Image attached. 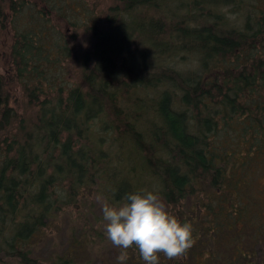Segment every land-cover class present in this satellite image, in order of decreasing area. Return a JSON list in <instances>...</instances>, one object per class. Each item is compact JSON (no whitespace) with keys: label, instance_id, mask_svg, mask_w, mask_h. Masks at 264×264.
Wrapping results in <instances>:
<instances>
[{"label":"trees","instance_id":"trees-1","mask_svg":"<svg viewBox=\"0 0 264 264\" xmlns=\"http://www.w3.org/2000/svg\"><path fill=\"white\" fill-rule=\"evenodd\" d=\"M88 1L0 0V264H40L29 243L98 184L191 223L159 264H264V0Z\"/></svg>","mask_w":264,"mask_h":264},{"label":"rangeland","instance_id":"rangeland-1","mask_svg":"<svg viewBox=\"0 0 264 264\" xmlns=\"http://www.w3.org/2000/svg\"><path fill=\"white\" fill-rule=\"evenodd\" d=\"M89 0V8L94 7V3H98L96 12L105 11L108 0ZM105 15L102 14V17ZM0 61L1 65L7 60L10 45L12 43V32L9 27H0ZM81 43V40L78 44ZM5 67V66H4ZM3 67L4 80L12 93L11 106L18 110V113L25 111L21 89L15 83H12L11 75L7 69ZM122 158V166H133L129 160ZM260 184H264V176L259 179ZM103 184H98L92 189L83 190L79 202L70 210L55 214L48 221V226L44 231L38 234L29 247L33 249L35 256L40 264H52L60 259L72 260L66 264H108L116 263L117 257L121 249L114 246L111 241L106 239L104 232V221L102 214V204L106 201L112 204L111 200L116 197L106 198L103 196ZM106 192L112 196H121L115 190L113 184L106 185ZM101 196L102 200L96 197ZM111 199V200H110ZM5 264H14L13 262Z\"/></svg>","mask_w":264,"mask_h":264},{"label":"clouds","instance_id":"clouds-1","mask_svg":"<svg viewBox=\"0 0 264 264\" xmlns=\"http://www.w3.org/2000/svg\"><path fill=\"white\" fill-rule=\"evenodd\" d=\"M102 200L101 196L96 197ZM106 239L121 249L118 264H125L128 249H138L145 264H159L158 254L174 259L192 247V225L167 211L158 195L142 189L126 194L119 204H102Z\"/></svg>","mask_w":264,"mask_h":264}]
</instances>
